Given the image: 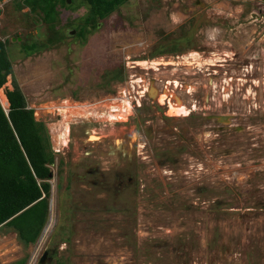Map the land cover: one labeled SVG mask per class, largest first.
<instances>
[{
    "label": "rangeland",
    "instance_id": "obj_1",
    "mask_svg": "<svg viewBox=\"0 0 264 264\" xmlns=\"http://www.w3.org/2000/svg\"><path fill=\"white\" fill-rule=\"evenodd\" d=\"M20 1L0 12L3 89L54 161L37 239L0 225V264H264V0H127L96 22L75 0L55 31ZM161 78L196 109L152 100Z\"/></svg>",
    "mask_w": 264,
    "mask_h": 264
},
{
    "label": "trees",
    "instance_id": "obj_2",
    "mask_svg": "<svg viewBox=\"0 0 264 264\" xmlns=\"http://www.w3.org/2000/svg\"><path fill=\"white\" fill-rule=\"evenodd\" d=\"M125 1L84 0L85 6L90 8L86 20L96 22ZM20 2L39 13V18L54 31L60 17L59 6L75 4V0H72V5L68 0ZM78 32L81 34L83 30ZM24 45L30 52L36 48L35 44ZM7 46V41L0 40V88L13 72ZM6 95L10 103L8 113L0 101V225L7 223L13 226L23 240L33 242L48 214L50 184L46 180L51 176L50 164L54 157L46 127L35 119L34 110L27 107L23 92L15 87Z\"/></svg>",
    "mask_w": 264,
    "mask_h": 264
},
{
    "label": "flooded vegetation",
    "instance_id": "obj_3",
    "mask_svg": "<svg viewBox=\"0 0 264 264\" xmlns=\"http://www.w3.org/2000/svg\"><path fill=\"white\" fill-rule=\"evenodd\" d=\"M171 63V62H170ZM214 66H216V68H212V71H214V73H217L218 70L216 69H220V67H222V64H214ZM219 67V68H217ZM209 69V68H208ZM206 69V70H208ZM211 74V73H209ZM161 88H156L157 89V96L156 98H158V100L160 101V96L161 94L165 93L167 96L166 98L164 99L165 101H160L161 102V105L164 106L166 105L168 108L172 107V104H176L177 106V99H176V96L178 98H180L178 96V92L181 90L184 89V83H182L180 80H177V79H174V78H165V79H162L161 78ZM185 90L187 92V94L191 93V90L190 88L187 89V87L185 86ZM183 106H185L188 110V114H190L192 111H194L196 108H195V105H188L187 103L188 102H183L184 100L182 98H180ZM169 111V110H168ZM168 114V112H167ZM188 114H183V115H188ZM53 254H55V252H50L49 250L47 251V253H44L43 256H45L46 258L48 259H51V257H53ZM44 257V258H45Z\"/></svg>",
    "mask_w": 264,
    "mask_h": 264
},
{
    "label": "bare ground",
    "instance_id": "obj_4",
    "mask_svg": "<svg viewBox=\"0 0 264 264\" xmlns=\"http://www.w3.org/2000/svg\"><path fill=\"white\" fill-rule=\"evenodd\" d=\"M156 93V91H155V89L153 88L152 89V95H154ZM155 96H157V94L155 95ZM166 94L165 93H163V94H161V96H160V101H162V100H164L165 98H166ZM176 99H177V102H178V105H177V107H179V108H175L176 109V111H182V112H184L185 114H188L189 112H188V110H187V108L185 107V106H183V104H182V102H181V100H180V98H178L177 96H176ZM123 100V99H122ZM0 101H1V103H2V105L4 106V108H6V109H8V107H9V100H8V98H7V95H6V93H5V91H4V89H3V87H1L0 88ZM126 103H129V101H125ZM65 103V102H64ZM126 106V105H125ZM174 106V105H173ZM60 107H62V106H60ZM65 107V106H64ZM106 107V106H105ZM73 108V107H72ZM78 108H79V106H78ZM113 108V109H112ZM69 109H71L70 107H66L65 109H64V112L66 113V115L67 116H69L68 115V113L71 111V110H69ZM111 109L113 110V111H116V110H118V109H120V107L119 108H114L113 106L111 107ZM75 110V109H74ZM123 110H124V108H122V112H123ZM70 114V113H69ZM65 115V116H66ZM71 115V114H70ZM82 115V114H81ZM120 115H122L123 116V118H125L126 117V115L127 114H125V113H121ZM111 116L112 117H114V115H112L111 114ZM70 118V117H69ZM99 118V117H98ZM71 120V119H70ZM67 121V120H66ZM70 123V122H69ZM67 130V129H66ZM65 130V131H66ZM68 131V130H67ZM67 133V132H66ZM89 135V134H88ZM64 137H65V135H64ZM101 137H100V134H98L97 133V131L96 130H91L90 131V136H89V140L90 141H95V140H97V139H100ZM119 141V140H118ZM117 141V142H118Z\"/></svg>",
    "mask_w": 264,
    "mask_h": 264
},
{
    "label": "built area",
    "instance_id": "obj_5",
    "mask_svg": "<svg viewBox=\"0 0 264 264\" xmlns=\"http://www.w3.org/2000/svg\"><path fill=\"white\" fill-rule=\"evenodd\" d=\"M13 0H0V12L4 9V6L9 3V2H12ZM0 20H1V15H0ZM124 111V110H123ZM121 114V113H120ZM120 114H117L116 116H114V118L116 120H119V119H122L123 116L120 115ZM119 117V118H118Z\"/></svg>",
    "mask_w": 264,
    "mask_h": 264
},
{
    "label": "water",
    "instance_id": "obj_6",
    "mask_svg": "<svg viewBox=\"0 0 264 264\" xmlns=\"http://www.w3.org/2000/svg\"><path fill=\"white\" fill-rule=\"evenodd\" d=\"M70 1V0H69ZM20 39V38H19ZM155 89V91H156V93H157V89L155 88V87H151V89L150 90H148V96L152 99V100H154L155 99V95H152V89ZM5 109V111H6V113H8L9 112V110H6V108H4ZM45 253H47V251L45 252ZM45 256H43V258H44Z\"/></svg>",
    "mask_w": 264,
    "mask_h": 264
},
{
    "label": "clouds",
    "instance_id": "obj_7",
    "mask_svg": "<svg viewBox=\"0 0 264 264\" xmlns=\"http://www.w3.org/2000/svg\"><path fill=\"white\" fill-rule=\"evenodd\" d=\"M3 41H5V40H3ZM8 98V97H7ZM9 106H10V103H9Z\"/></svg>",
    "mask_w": 264,
    "mask_h": 264
}]
</instances>
